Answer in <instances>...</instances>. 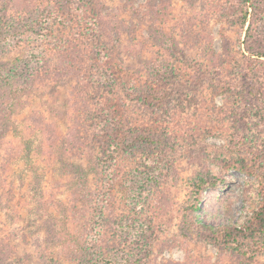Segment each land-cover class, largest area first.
<instances>
[{
  "label": "rangeland",
  "instance_id": "1",
  "mask_svg": "<svg viewBox=\"0 0 264 264\" xmlns=\"http://www.w3.org/2000/svg\"><path fill=\"white\" fill-rule=\"evenodd\" d=\"M3 1V26L55 3L75 19L51 28L30 65L42 77L0 136V264H77L72 239L81 264H264L209 230L249 223L263 201L264 115L242 92L264 74L243 46L249 25L264 40V13L241 26L242 0ZM35 44L0 39V60ZM159 85L158 107L138 101ZM198 172L220 181L189 211Z\"/></svg>",
  "mask_w": 264,
  "mask_h": 264
},
{
  "label": "trees",
  "instance_id": "2",
  "mask_svg": "<svg viewBox=\"0 0 264 264\" xmlns=\"http://www.w3.org/2000/svg\"><path fill=\"white\" fill-rule=\"evenodd\" d=\"M57 1L58 0H56V2ZM253 1L256 2L260 0H242L240 2L243 4V6L240 7L241 26L245 25L248 9H252L254 14L260 11L264 13V6L261 8V4L257 5L253 3ZM244 2L249 6H245ZM262 4H264V2H262ZM55 5L38 8L35 10L36 12H33V14L29 16H21L22 18L13 19L12 17H8L6 19L5 26H3L4 24H2L1 21H3L5 18V11L7 10L4 1L0 0V39L8 40L10 37H13L16 38L17 41H21L22 39H27L28 41V37H34L36 43L34 48L29 47L27 49H20V51H18V55L12 60H0V136L2 135V137L8 128L9 119L13 114L17 113L18 109L25 105L24 98H27L32 94L39 77H42L40 76L41 66H39L37 63L39 62L44 64L46 62L43 45H48V42L54 40L51 28H54L55 26H64L66 25V22H69L72 18L73 20L75 19V17L63 16L58 11L57 5ZM252 27V25H249L246 30L243 46L246 54H248L249 57L257 58V60L260 61L259 58H264V47L262 45L264 40L254 34ZM114 47L110 49H114ZM56 49L57 52H60L61 50L60 48H54L53 52ZM97 52L100 53L101 51L97 50ZM61 54L62 53H58L56 57H59ZM247 59L248 62L252 60V58ZM35 61H38L35 64L36 67H31L30 65H32ZM103 64L104 63L102 62L101 65H97V67L99 69V73L105 74L107 69H104L105 65ZM258 64L261 63L258 62ZM11 65H13L15 68L12 69ZM107 66H109V64H107ZM158 76L159 77L157 78L156 82H159V78H165V76L160 75L159 73ZM256 76L257 75H253L251 82L249 81L245 83L242 95L249 96L250 98L248 105L249 108L247 111L248 114L250 115L251 111H255L252 113L262 116L264 115V74H262L260 77ZM155 89L156 91H159L157 96L155 95L156 91H153L155 96L148 95L146 96L147 98L143 97L144 99L142 98L138 101H141L148 107H158L163 102L162 97L166 96L167 93L165 90H162L160 85L158 88L155 87ZM110 124L115 125V127L119 125V128H113L115 134L114 137H116V143H114L115 146L113 144L112 146H114V150L117 151L123 147L120 139L125 136L124 133H121L123 132V126L119 122L114 124V119H110ZM226 164L229 166V163L226 162L223 164V166H226ZM238 165L240 166V164ZM234 167L238 170L249 173L245 168L236 166ZM191 181L192 202L188 209L189 211L195 210L197 208L196 204L200 201L202 192L207 187L217 186L220 180H217V178L209 173L198 172L193 176ZM260 185L263 188V201L249 223L242 225L239 228L229 227L217 230L209 229L214 237L220 236L219 240L221 244H224V246H228L231 249H239L238 243L242 244L246 242L247 247L249 248L248 257L250 259L256 255L264 253V182L261 181ZM216 231H218V233ZM57 239L59 241L55 242L56 244H61L62 241H65L64 237H59ZM71 242L74 247L71 246V248L67 249L69 252H73V255H78L79 260L77 264H81V262L86 259V257H84L85 255L83 258L80 257V251H82V248H80L81 243L75 239H72Z\"/></svg>",
  "mask_w": 264,
  "mask_h": 264
}]
</instances>
